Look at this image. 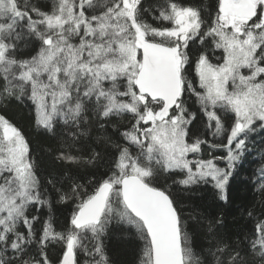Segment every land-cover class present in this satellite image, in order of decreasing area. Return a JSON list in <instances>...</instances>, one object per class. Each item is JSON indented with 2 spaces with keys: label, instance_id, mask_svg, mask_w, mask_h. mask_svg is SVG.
Listing matches in <instances>:
<instances>
[{
  "label": "snow or ice",
  "instance_id": "1",
  "mask_svg": "<svg viewBox=\"0 0 264 264\" xmlns=\"http://www.w3.org/2000/svg\"><path fill=\"white\" fill-rule=\"evenodd\" d=\"M193 97L219 142L189 136ZM12 100L29 102L45 133H67L57 160L101 163L96 147L87 159L74 154L94 125L97 143L115 152L107 172L88 184L68 178L65 191L47 179L60 202L74 203L69 225L58 231L51 214L30 212L51 209L49 189L29 141L0 114V264H53L48 250L55 244L62 250L56 264H116L103 241L114 222L134 228L143 242L139 264H206L171 186L156 181L211 185L227 202L253 134L264 138V0H214L207 9L185 0L155 7L51 0L46 10L32 0H0V105ZM122 121L128 126L120 130ZM108 125L122 143L105 135ZM215 149L223 152L213 155ZM256 187L264 208V165ZM246 211L254 227L235 247L216 231L222 217L209 225L212 264H264V213Z\"/></svg>",
  "mask_w": 264,
  "mask_h": 264
},
{
  "label": "trees",
  "instance_id": "2",
  "mask_svg": "<svg viewBox=\"0 0 264 264\" xmlns=\"http://www.w3.org/2000/svg\"><path fill=\"white\" fill-rule=\"evenodd\" d=\"M42 9H47L51 4V0H32ZM144 4L149 7H155L162 0H143ZM185 3L194 5H203L206 9L214 3V0H185ZM158 14V13H157ZM147 15V14H146ZM149 22L156 24V21L147 16ZM25 50L24 54H27ZM194 75V73H193ZM193 97L190 101V111L197 113V118L190 125L189 136L192 139L200 137L211 142H219L214 140L211 131L204 128L203 114L198 112L199 105L194 103ZM0 114L4 115L10 122L17 126L29 141L30 153L33 160L38 165V174L42 184L49 189L48 197L51 200V209L48 206L40 208L37 212V207L30 209L32 214L41 216L47 219L49 215L53 217V223L56 229L63 230L70 223V217L74 209L73 201L69 200L66 203L59 201V193L47 184V179L52 177L59 180L57 187H62L65 191L68 190L69 184L66 182L68 178H74L76 182L88 184L92 177L100 176L107 172L108 164L110 163L111 155L115 149L111 145L104 146L97 143V137L100 132L98 125H94L90 135L82 138L78 143L83 146V152L75 153L82 155L84 159L88 157L89 146L96 147L105 159L95 166H85L83 164H67L56 159L57 149L60 146L61 136H66V132L57 128L56 136L45 133L42 129L35 126L34 113L29 102H20L12 100L0 105ZM201 120V121H200ZM128 126L127 121L119 122L120 130ZM202 128V129H201ZM105 135L112 137L116 143H122V139L116 129L111 125L106 127ZM254 140L249 144L251 149L245 153L242 161L237 164L233 178L230 179L227 189V202L220 200L216 194V190L211 185H198L190 188H185L183 185L173 184L171 179L165 180L164 177H159L156 183L164 185L165 183L171 186V191L177 203L181 207L184 218L187 221L188 230L192 234V244L194 250L201 254L206 264H212L213 257L207 251L209 248L214 250V241H209L208 227L216 219L223 218V224L216 226V231L219 235L225 238L233 247L242 240L245 236L250 235L254 221L247 216L248 209H253L255 214L259 216L264 213V208L260 206L261 197L257 195V174L264 160H262V152H264V138L259 134H253ZM226 142V141H225ZM204 149L203 155L207 157L210 151L207 144L202 146ZM213 155H219L223 149L211 150ZM249 154L251 156L249 157ZM249 157V160L246 157ZM247 161V162H246ZM247 168L244 167L245 164ZM89 190H91V185ZM40 227L39 224L36 225ZM105 249L110 257L116 261V264H139L143 242L135 235V229L128 225H120L113 223L109 226L107 234L103 237ZM62 250L60 244L51 246L48 250V255L56 264L61 256ZM83 264V259H81Z\"/></svg>",
  "mask_w": 264,
  "mask_h": 264
},
{
  "label": "bare ground",
  "instance_id": "3",
  "mask_svg": "<svg viewBox=\"0 0 264 264\" xmlns=\"http://www.w3.org/2000/svg\"><path fill=\"white\" fill-rule=\"evenodd\" d=\"M189 129H190V126H189ZM189 132H190V130H189ZM251 156V154H249V157ZM249 157L247 156L246 158L249 160ZM247 162V161H246ZM248 165V163L247 164H245L244 165V167L245 168H247L246 166ZM229 185H230V183H229ZM229 185H228V187H229ZM194 186H198V185H194ZM193 187V186H192Z\"/></svg>",
  "mask_w": 264,
  "mask_h": 264
},
{
  "label": "rangeland",
  "instance_id": "4",
  "mask_svg": "<svg viewBox=\"0 0 264 264\" xmlns=\"http://www.w3.org/2000/svg\"><path fill=\"white\" fill-rule=\"evenodd\" d=\"M202 113V112H201ZM203 114V113H202ZM203 121H206V117H204V115H203ZM201 121V120H200ZM205 123V122H204ZM190 126V125H189ZM206 126H205V124H204V128H205ZM202 129V128H201Z\"/></svg>",
  "mask_w": 264,
  "mask_h": 264
}]
</instances>
